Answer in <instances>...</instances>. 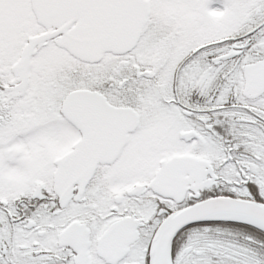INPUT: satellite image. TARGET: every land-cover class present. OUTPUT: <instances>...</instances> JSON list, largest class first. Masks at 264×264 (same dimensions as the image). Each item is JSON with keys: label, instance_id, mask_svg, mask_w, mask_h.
<instances>
[{"label": "snow or ice", "instance_id": "snow-or-ice-1", "mask_svg": "<svg viewBox=\"0 0 264 264\" xmlns=\"http://www.w3.org/2000/svg\"><path fill=\"white\" fill-rule=\"evenodd\" d=\"M0 264H264V0H0Z\"/></svg>", "mask_w": 264, "mask_h": 264}]
</instances>
